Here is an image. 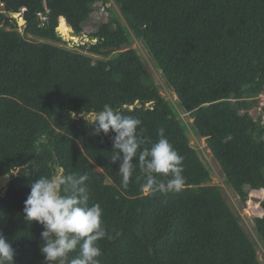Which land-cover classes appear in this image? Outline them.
Instances as JSON below:
<instances>
[{
  "label": "trees",
  "instance_id": "trees-1",
  "mask_svg": "<svg viewBox=\"0 0 264 264\" xmlns=\"http://www.w3.org/2000/svg\"><path fill=\"white\" fill-rule=\"evenodd\" d=\"M113 2L119 15L106 9L107 20L87 35L110 0L0 1V179L25 170L0 199V232L14 264H43V228L26 219L24 202L33 182L59 169L89 176L91 202L101 205L110 236L100 242V264H261L241 217L210 185L212 172L189 132L205 140L240 209L264 191V126L245 112L264 92V0ZM62 17L75 37L92 43L71 46L54 36ZM134 41L176 101L161 94ZM105 104L138 117L148 142L165 129L184 158L181 191L144 192L137 160L122 185L119 162H111L115 133L96 135L90 118ZM253 223L264 244V216Z\"/></svg>",
  "mask_w": 264,
  "mask_h": 264
},
{
  "label": "clouds",
  "instance_id": "clouds-1",
  "mask_svg": "<svg viewBox=\"0 0 264 264\" xmlns=\"http://www.w3.org/2000/svg\"><path fill=\"white\" fill-rule=\"evenodd\" d=\"M141 125L138 117L123 115L105 104L95 115L92 127L96 135L115 133L111 162H119L124 187L135 171L137 160L144 192L181 191L186 183L184 158L165 136L164 128L158 130L159 139L151 143L143 137ZM145 143H151V147L142 148ZM88 180L87 173L57 174L41 176L30 185L24 214L29 222H38L43 228L40 246L43 264H100L103 255L100 242L110 236L101 205L91 202ZM74 252L76 255L70 256ZM14 255L12 244L0 232V264H14Z\"/></svg>",
  "mask_w": 264,
  "mask_h": 264
},
{
  "label": "rangeland",
  "instance_id": "rangeland-1",
  "mask_svg": "<svg viewBox=\"0 0 264 264\" xmlns=\"http://www.w3.org/2000/svg\"><path fill=\"white\" fill-rule=\"evenodd\" d=\"M106 9H112L117 15H119L118 8L114 5L113 0H110V3L106 6V8L101 6L100 10L93 14L90 23L85 29V33L87 35H89L91 32L94 31L95 23H102L107 20L108 13ZM19 26H23V22L21 21V19L19 20ZM70 35H71V31L66 33L61 27L60 38L64 42L68 43V39L71 37ZM131 48L137 50L139 54L143 57L144 61L147 63L148 69L153 74V77L157 85L159 86L161 85V94L170 101H176V97L173 95V93L162 87V81H161L162 77L158 69L156 68V64L153 58L148 53V50L145 47L144 49L142 48V44L140 41H134ZM190 123H192V120H190ZM189 138L191 140V145L199 151L200 156L202 157L204 163L209 167V169L212 172V179L210 185L218 186L222 189L224 197L227 203L229 204V206L231 207V209L233 210V212L241 217L242 219L241 225L245 229L246 233L249 234L253 239V241L257 244V252H258L259 260L261 264H263L264 244L257 239L254 230V223H253L255 218L258 217L262 218L264 216V214L262 213L263 211L261 209V203L263 202L260 199L261 197H257V195L253 197L251 193L249 196L248 203L246 204V208L240 209L239 199L237 198V196L234 195L232 189L227 186L226 179L220 172V168L214 163L213 157L210 151L207 149L205 140L196 137V135L191 130L189 132ZM260 196H262V194Z\"/></svg>",
  "mask_w": 264,
  "mask_h": 264
},
{
  "label": "built area",
  "instance_id": "built-area-1",
  "mask_svg": "<svg viewBox=\"0 0 264 264\" xmlns=\"http://www.w3.org/2000/svg\"><path fill=\"white\" fill-rule=\"evenodd\" d=\"M47 14H49V11H47ZM43 22H47V18L43 17ZM96 42L97 40L93 41V43H96ZM68 43H70L71 46H79V45H85L87 43H92V41L89 38H87V36H82V37L77 38L71 35V37L68 39ZM250 101L256 104L249 111H245V112L248 113V115L255 122L264 126V92H262L261 94H259L257 97H255L254 99Z\"/></svg>",
  "mask_w": 264,
  "mask_h": 264
},
{
  "label": "water",
  "instance_id": "water-1",
  "mask_svg": "<svg viewBox=\"0 0 264 264\" xmlns=\"http://www.w3.org/2000/svg\"><path fill=\"white\" fill-rule=\"evenodd\" d=\"M0 1H1V0H0ZM17 18H18V20L21 19V21L23 22V26H21L22 31H23V30H24V21H23L22 18L19 17V16H18ZM59 20H60V23L64 20V21L66 22V24H67V21H66L65 18L62 17V18H60ZM59 26H60V25H59ZM58 28H59V27H58ZM71 32H72V31H71ZM72 35H74L73 32H72ZM54 36H59L58 33H57V30L54 32ZM139 106H140L139 104L136 105V107H139ZM150 107H153V105H151ZM67 114L70 115L69 112H68ZM84 117L87 118V117H89V115H88V114H84ZM74 118H75V119H79L80 116H79V115H74ZM90 118H91L92 120H94L95 116H90ZM34 163H35V162H34ZM29 169H31V166L29 167ZM24 171H25L24 169H14L13 172H12L11 174H9L8 176H6V177L0 179V183H1V185H2L1 190H0V199L3 198V196H4L5 193H6L7 187H8L9 182H10V178H11L12 176H15V175L19 174V173H23ZM58 174H63V172L59 169V170H58ZM63 175H64V174H63Z\"/></svg>",
  "mask_w": 264,
  "mask_h": 264
},
{
  "label": "bare ground",
  "instance_id": "bare-ground-1",
  "mask_svg": "<svg viewBox=\"0 0 264 264\" xmlns=\"http://www.w3.org/2000/svg\"><path fill=\"white\" fill-rule=\"evenodd\" d=\"M65 27H67V24H63L62 25V28H65ZM68 28V27H67ZM70 30V29H69ZM71 31V30H70ZM59 34H60V31H59ZM66 36V35H65ZM71 36V35H70ZM264 191H260V192H258V191H255V192H253L251 195L253 196V197H255L256 195H257V197H261L260 199L262 200V201H264V193H263ZM262 194V196H260ZM251 204V203H250ZM253 205V204H252ZM258 209H260V208H258ZM263 213V212H262Z\"/></svg>",
  "mask_w": 264,
  "mask_h": 264
}]
</instances>
